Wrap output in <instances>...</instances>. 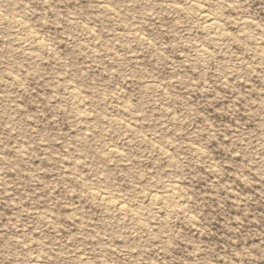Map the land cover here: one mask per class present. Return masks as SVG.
<instances>
[{"label": "rangeland", "instance_id": "374dc122", "mask_svg": "<svg viewBox=\"0 0 264 264\" xmlns=\"http://www.w3.org/2000/svg\"><path fill=\"white\" fill-rule=\"evenodd\" d=\"M223 2L0 0V264L256 258L264 0Z\"/></svg>", "mask_w": 264, "mask_h": 264}, {"label": "clouds", "instance_id": "9594fccd", "mask_svg": "<svg viewBox=\"0 0 264 264\" xmlns=\"http://www.w3.org/2000/svg\"><path fill=\"white\" fill-rule=\"evenodd\" d=\"M220 7L222 9H235L236 12L239 13H245L248 11L247 8L244 7V4L241 2V0H231V2H229V0H224L223 3L220 4ZM229 14H234V13H229ZM252 23H255V21H253ZM250 26V25H248ZM257 28L260 27L259 24L256 25ZM248 37L245 36V40H247ZM252 39H256V36L253 34L252 35ZM259 143V141H258ZM262 149H264V144L261 145ZM253 145L251 144V142H249L248 144V149H252ZM256 148L253 149L251 152H247V149L245 150V152H247V156L249 157L248 163L245 164V166H248V164L254 160V163L251 164L252 168H258L262 174V177H264V156H258V158L253 155L254 153H256ZM248 173H250L249 176L252 175L251 169H249ZM255 251V259L252 260H248L247 264H262V262H264V247L260 248V249H256Z\"/></svg>", "mask_w": 264, "mask_h": 264}, {"label": "bare ground", "instance_id": "6f19581e", "mask_svg": "<svg viewBox=\"0 0 264 264\" xmlns=\"http://www.w3.org/2000/svg\"><path fill=\"white\" fill-rule=\"evenodd\" d=\"M211 15V14H210ZM208 14H205L204 12L201 14V18L203 19V22H204V27L207 28V29H211V30H218V25H217V22L215 20H217L216 18L213 19L212 17L213 16H210ZM202 21V20H201ZM220 35V34H219ZM222 36V35H221ZM38 41V40H37ZM39 42V41H38ZM73 87V86H72ZM71 88V87H70ZM71 91V90H70ZM74 96V95H73ZM75 100V99H74ZM170 186V189H169V192H171L170 195L174 194L173 191H174V188L173 186L169 185ZM93 193V192H92ZM152 193V192H151ZM150 193V194H151ZM176 193V192H175ZM104 194V193H103ZM105 195V194H104ZM103 197V196H102ZM109 197V196H108ZM157 198V194H154L152 193L151 195V199H155ZM106 199V198H105ZM109 200V199H108ZM117 200V198H116ZM120 201V200H119ZM122 201V200H121ZM114 201L112 200V203ZM178 204V203H177ZM176 205V204H175ZM114 207L119 209V210H122L124 208V204L120 203V202H115L114 203Z\"/></svg>", "mask_w": 264, "mask_h": 264}]
</instances>
